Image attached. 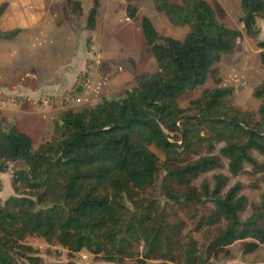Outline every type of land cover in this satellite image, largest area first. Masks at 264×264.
Segmentation results:
<instances>
[{
	"label": "trees",
	"instance_id": "1",
	"mask_svg": "<svg viewBox=\"0 0 264 264\" xmlns=\"http://www.w3.org/2000/svg\"><path fill=\"white\" fill-rule=\"evenodd\" d=\"M123 1L127 18L136 20L137 0ZM154 4L172 26L190 28L182 41L163 38L148 17L142 18L156 73L137 77L136 87L119 99L64 112L53 139L37 150L17 125L6 132V122H0V175L11 164L20 165L12 184L17 196L0 200V264H39L37 251L23 244L31 236L71 254L88 251L102 264L132 259L219 264L211 256L230 255L238 242H245V254L264 246V196L244 220L249 200L241 182L230 187V177L217 174L213 184L195 186L203 175L219 170L223 158L233 178L247 166L264 168L253 156H264V103L256 119L229 105L234 88H216L205 90L185 110L178 106L180 97L202 87L212 67L235 51L243 34L220 24L205 0ZM99 8L100 0H94L90 31L96 29ZM7 9L8 3L0 5V19ZM241 11L247 36L256 40L264 0H241ZM22 33L0 28V41H14ZM254 97L264 100V83Z\"/></svg>",
	"mask_w": 264,
	"mask_h": 264
},
{
	"label": "rangeland",
	"instance_id": "2",
	"mask_svg": "<svg viewBox=\"0 0 264 264\" xmlns=\"http://www.w3.org/2000/svg\"><path fill=\"white\" fill-rule=\"evenodd\" d=\"M1 1L8 3V0ZM29 1L36 15L45 13V16L36 27L23 33L16 42L15 46L20 48V53L12 62L18 73L11 84L16 86L17 90L27 87L36 92L49 89L48 87L51 86L59 89L63 84L62 90L54 95L55 97L46 96L53 106V110L48 111L51 113L47 114V120L33 119L31 120L33 124L28 128L26 123L23 124L21 119H18V116L7 113L4 119L0 118V122L5 120L6 123L3 125L5 130L11 128V124L7 122L8 119L18 121L20 131L32 138L34 150L53 139L55 125L60 121V116L64 112H81L95 106L103 99H119L126 91L136 87L137 77L158 71V63L148 52L141 31L142 18L148 17L163 38L169 37L182 41L190 31L189 27L172 26L163 14L157 12L154 0H137L133 3L138 11L136 20L127 18L128 4L125 1L100 0L96 29L93 31L87 29V20L94 0H76L80 4L79 7H70L66 0ZM205 1L215 11L220 24L229 29L240 30L243 38L237 42L232 54L223 56L222 60L212 67L202 87L179 98L178 106L184 110L189 108L191 102L201 99L203 92L207 89L234 88V93L228 100L229 105L244 112H250L258 119V110L264 100L256 99L254 92L264 83V48L259 47V43H264V18H258L259 36L254 40L247 36L241 23L243 17L241 0ZM13 65H10V68ZM60 72H63V76ZM31 74H37L39 81L28 78ZM56 74L63 77V83L59 75H57V80L55 79ZM79 87H82L80 92L77 91ZM1 96L4 95L0 93ZM2 101L0 99V103ZM38 103L41 104L40 101ZM35 108L39 109V105ZM5 112L0 111V117L6 114ZM152 149L163 161V155L156 149ZM253 156L260 165L264 164L262 154L254 152ZM19 168L20 165L11 164L8 171L0 175V200L2 202L17 196L12 184ZM217 174L229 176L230 187L236 182L243 184L242 194L248 198L249 207L241 216L242 219H247L251 215V206L262 203L264 168L261 167V170L257 171L247 166L240 176L233 178L228 173L227 160L223 158L222 167L213 173L203 175L195 186H200L203 181L213 184V177ZM153 194L150 192L146 195L149 197ZM196 237L200 239V235ZM23 244L37 251L39 264L103 263L100 257L88 251L83 250L71 254L59 244L49 245L36 236L27 237ZM244 244L245 242H238L232 245L229 248L230 255L226 256L225 253H221L215 260L211 254L210 261L219 264H264V246L253 254H245L243 253ZM19 264L30 263L27 260H20ZM121 264L140 263L137 259H132ZM146 264L164 263L151 261Z\"/></svg>",
	"mask_w": 264,
	"mask_h": 264
},
{
	"label": "crops",
	"instance_id": "3",
	"mask_svg": "<svg viewBox=\"0 0 264 264\" xmlns=\"http://www.w3.org/2000/svg\"><path fill=\"white\" fill-rule=\"evenodd\" d=\"M3 3L7 2L0 0V5ZM8 3V9L0 19V28L3 31L21 29L23 30V33H26L36 27V25L44 19L45 13H39V15H36L29 0H8ZM40 14L42 16H40ZM20 36L14 41H0V93L4 95L0 97V99L3 100L0 103V111H6V114H2L0 118L4 119L7 113L9 115L18 116V119H21L23 124L26 123L29 128L33 124L31 121L33 119L42 118L44 121L48 119L47 114L51 113L48 111L53 110V106L51 104L52 102L47 100L46 96L55 97L54 95L61 92L63 84H60L61 86L59 89L53 88L55 86H51L48 87L49 89L46 88L41 92H36L27 87L22 90H17L16 86L11 84V81L16 78V74L18 73L16 68H14L15 66L12 61L18 53H20V48L15 46L16 42L19 41ZM13 54L14 56L12 57ZM81 64L82 62L80 63V67L82 66ZM10 65L13 66L10 68ZM62 74L63 72H60L61 76H63ZM57 75L59 74H56V80ZM61 76L60 81L62 82L64 79ZM28 78L39 81L37 74H31ZM34 80L33 82H35ZM26 100H28V102H26ZM39 101L41 104L38 103ZM36 105H39V109L35 108ZM7 122L10 123L11 126L15 124L19 128V123L15 119H8Z\"/></svg>",
	"mask_w": 264,
	"mask_h": 264
},
{
	"label": "water",
	"instance_id": "4",
	"mask_svg": "<svg viewBox=\"0 0 264 264\" xmlns=\"http://www.w3.org/2000/svg\"><path fill=\"white\" fill-rule=\"evenodd\" d=\"M10 128L5 129L6 132H9Z\"/></svg>",
	"mask_w": 264,
	"mask_h": 264
}]
</instances>
